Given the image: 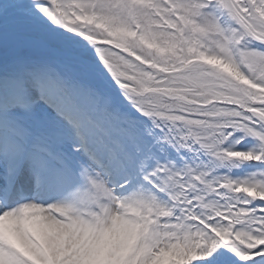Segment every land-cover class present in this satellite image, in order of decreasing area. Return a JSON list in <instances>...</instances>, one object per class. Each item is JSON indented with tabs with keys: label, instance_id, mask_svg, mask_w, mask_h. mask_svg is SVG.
Segmentation results:
<instances>
[{
	"label": "snow or ice",
	"instance_id": "obj_1",
	"mask_svg": "<svg viewBox=\"0 0 264 264\" xmlns=\"http://www.w3.org/2000/svg\"><path fill=\"white\" fill-rule=\"evenodd\" d=\"M0 264H264V0H0Z\"/></svg>",
	"mask_w": 264,
	"mask_h": 264
}]
</instances>
